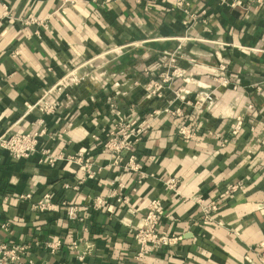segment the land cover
Listing matches in <instances>:
<instances>
[{"label":"crops","instance_id":"0c3cea01","mask_svg":"<svg viewBox=\"0 0 264 264\" xmlns=\"http://www.w3.org/2000/svg\"><path fill=\"white\" fill-rule=\"evenodd\" d=\"M234 1L188 0L179 8L175 0H0V18L10 15L0 33V135L29 133L41 118L52 135L72 125L64 139H41L29 159L0 152V242L30 246L18 264H259L264 9L247 0L233 7ZM29 16L44 25H25ZM177 51L179 67L194 83L177 80L164 96L146 99V84ZM183 88L184 101H176L174 91ZM207 93L214 100L199 114L186 104ZM43 96L61 103L53 116L35 108ZM112 104L125 114L135 107L140 117L175 104L192 116L199 134L186 142L172 118H161L134 151L140 172L125 169L130 153L114 166L93 138L104 139L114 127ZM239 116L244 129L233 138ZM43 150L81 153L85 160L51 168L40 163ZM87 160L91 179L84 177ZM141 172L146 178L139 182ZM170 180L179 182L177 192ZM238 184L244 189L226 198ZM46 195L56 210H35ZM97 198L106 201L98 209ZM156 201L160 229L178 240L140 260L135 235ZM213 201L223 209L205 222L203 207ZM71 207L80 220L69 219Z\"/></svg>","mask_w":264,"mask_h":264},{"label":"built area","instance_id":"2783aa9c","mask_svg":"<svg viewBox=\"0 0 264 264\" xmlns=\"http://www.w3.org/2000/svg\"><path fill=\"white\" fill-rule=\"evenodd\" d=\"M77 0H64V3L75 4ZM118 2H126L130 0H117ZM226 2V0H223ZM248 3L253 5H258L264 9V0H247ZM175 4L179 8H184L188 6V0H175ZM233 7L242 6L239 1H234L232 3ZM9 13H5L0 18V33L4 28L5 19L9 18ZM25 25H44L45 21L37 17H27L22 21ZM182 49L179 46L178 51ZM178 51L170 54L168 61L163 65L164 71L159 75L157 79H151L145 86V97L146 99H155L164 96L167 90L172 89V85L177 80H182L186 86L192 85L193 79L189 76L188 71L179 67L178 62L180 57ZM220 70L222 72L226 71V66L221 65ZM149 72V70L147 71ZM219 80H222L220 78ZM223 83H228V79L223 78ZM75 85H78L80 81L76 79ZM222 83V82H221ZM187 92L186 89L175 90L176 101H184V93ZM214 100L213 93H207L201 95L200 98L195 102H186L189 107L194 108L198 114L202 111L204 106ZM60 102H49L46 96H43L35 105L41 114L45 116H53L61 108ZM111 111L116 116V121L114 127L110 129L104 139L99 136H94V140L103 145L104 150H106L112 159V165L120 166L124 162V157L127 153H130V159L125 165L127 170H141V166L137 164V159L135 157V149L142 142L146 134L153 128V123L164 117H170L176 122V130L178 135L184 139L186 142L194 140L198 134L199 129L192 120V116L188 117L185 110L175 104L169 105L164 108H155L144 116L140 117L137 113L135 107H131L130 112L125 114L114 104L111 105ZM249 110H253V106L248 107ZM189 118V119H188ZM46 122L44 118L36 121L34 123L33 131L29 133H20L14 135H0V152L6 151L14 159L22 160L29 159L32 157L40 148V141L43 138H50V140H55L57 138L64 139L65 134L68 129L72 126L69 125L67 129L58 133L57 135H52L49 133L48 128L45 126ZM245 125V118L239 116L236 118L234 125L232 126V136L237 138L243 131ZM134 153V154H133ZM67 160L69 162L83 163L85 160L84 155L79 153L75 156H53L48 150H43V159L40 161L41 164H46L51 168L57 166V164L62 161ZM92 164L88 162L85 165V178H93L94 173L92 170ZM146 178L144 173H140L139 182H142ZM179 182L176 180H170L168 182V187L177 192ZM243 185H234L227 189L225 196L226 198L231 197L240 190H243ZM32 195H27L23 198L30 199ZM106 203L105 199L97 198L94 199V208L98 209L103 207ZM224 203L219 201H213L208 203L203 207L202 214L203 220L205 222L215 221L216 215L223 209ZM160 203L158 201L154 202L148 209L144 225L139 228L135 235V240L139 246L138 259L142 260L147 255H151L163 247H170L178 239L169 236L167 233L160 229V223L162 219V212L159 209ZM34 209L40 212H51L56 210L55 203L51 200L50 195L44 196L40 201L34 205ZM68 217L70 220H80L79 209L77 207H71L68 211ZM8 224L2 226L4 230H7ZM30 248L29 245H10L4 242H0V264H18L21 262L23 257L26 255L27 250ZM259 251L257 253V259L259 264H264V241L259 246Z\"/></svg>","mask_w":264,"mask_h":264}]
</instances>
